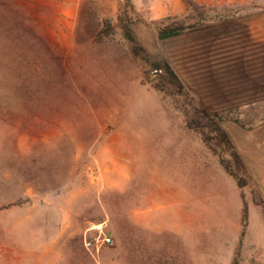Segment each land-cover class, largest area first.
I'll list each match as a JSON object with an SVG mask.
<instances>
[{
    "label": "rangeland",
    "instance_id": "rangeland-1",
    "mask_svg": "<svg viewBox=\"0 0 264 264\" xmlns=\"http://www.w3.org/2000/svg\"><path fill=\"white\" fill-rule=\"evenodd\" d=\"M0 264H264V0H0Z\"/></svg>",
    "mask_w": 264,
    "mask_h": 264
},
{
    "label": "built area",
    "instance_id": "built-area-1",
    "mask_svg": "<svg viewBox=\"0 0 264 264\" xmlns=\"http://www.w3.org/2000/svg\"><path fill=\"white\" fill-rule=\"evenodd\" d=\"M113 240L108 233L106 221L89 223L84 230L82 243L85 249L98 251L103 246L112 244Z\"/></svg>",
    "mask_w": 264,
    "mask_h": 264
},
{
    "label": "trees",
    "instance_id": "trees-1",
    "mask_svg": "<svg viewBox=\"0 0 264 264\" xmlns=\"http://www.w3.org/2000/svg\"><path fill=\"white\" fill-rule=\"evenodd\" d=\"M173 34H175V33L174 32H167V33L163 34L162 37L171 36Z\"/></svg>",
    "mask_w": 264,
    "mask_h": 264
}]
</instances>
